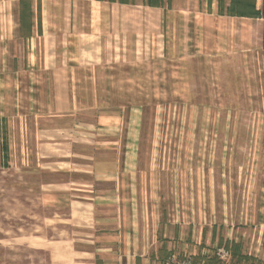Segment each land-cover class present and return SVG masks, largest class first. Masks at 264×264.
<instances>
[{
    "label": "crops",
    "instance_id": "obj_1",
    "mask_svg": "<svg viewBox=\"0 0 264 264\" xmlns=\"http://www.w3.org/2000/svg\"><path fill=\"white\" fill-rule=\"evenodd\" d=\"M219 1L164 0L151 6L147 0H89L94 15L88 22L94 27L105 24L110 19L102 15L106 8L155 9L163 14L159 36L165 47L166 10L177 9L191 14L189 23L196 24L195 29L204 19L219 30L221 24L236 23L241 29L257 21L263 48V18L220 14ZM43 2L44 40L37 16L32 17L33 34L24 40L20 0H0V125L11 143L14 137L22 139L21 153L31 154L22 161L28 165L23 168L51 175L39 196L54 210L52 222L58 230L49 241L50 264H162L172 254L217 263L220 249L229 251L232 264H264V222L253 227L247 210L235 219L228 206L219 210L202 205L200 194L186 196L180 189L166 193L162 168L140 166L138 103L126 106L116 98L102 102L97 90L108 86L107 80L97 82L94 65L86 61L92 59L89 49L98 34L72 28L81 23V18L70 16L74 0ZM229 3L224 0V8ZM256 7L262 9L264 0H256ZM61 9L69 15H59ZM65 25L71 27L60 32L59 26ZM220 33L232 38L235 32ZM38 38L47 41L44 50ZM84 62L89 63L88 80L78 75ZM66 69L70 74L61 75Z\"/></svg>",
    "mask_w": 264,
    "mask_h": 264
},
{
    "label": "rangeland",
    "instance_id": "obj_2",
    "mask_svg": "<svg viewBox=\"0 0 264 264\" xmlns=\"http://www.w3.org/2000/svg\"><path fill=\"white\" fill-rule=\"evenodd\" d=\"M43 1L37 0L33 9L31 0L32 17H42ZM74 1L70 16L81 23L72 28L99 36L92 50L87 47L93 56L86 61L94 65L97 82L107 80L108 86L97 90L102 102L116 98L126 106L137 102L140 108V166L162 168L166 193L180 189L186 196L200 194L202 205L228 206L235 219L247 210L253 227L264 222V49L258 22L241 29L236 23L218 25L224 33L233 29L229 38L206 19L195 29L191 14L166 10L164 47L162 12L106 8L102 15L111 21L95 28L88 22L94 15L89 0ZM59 27L63 32L71 26ZM99 27L101 31L95 30ZM38 33L43 35L42 25ZM38 40L44 50L47 41ZM87 62L78 74L84 80L89 77ZM67 71L61 75L68 76ZM1 129L0 264H50L49 241L58 230L54 210L39 196L51 175L23 168L31 154L21 153L22 139L14 137L11 143Z\"/></svg>",
    "mask_w": 264,
    "mask_h": 264
},
{
    "label": "trees",
    "instance_id": "obj_3",
    "mask_svg": "<svg viewBox=\"0 0 264 264\" xmlns=\"http://www.w3.org/2000/svg\"><path fill=\"white\" fill-rule=\"evenodd\" d=\"M114 1V0H110ZM120 2H129V0H119ZM210 2V1H209ZM151 6H160L164 0H147ZM31 0H20V35L24 38L32 34V12ZM220 14L239 17L263 18L264 7L259 10L256 7V0H230L229 6L224 9V0H220ZM38 29H41V17L38 16ZM263 48H264V31H263Z\"/></svg>",
    "mask_w": 264,
    "mask_h": 264
},
{
    "label": "built area",
    "instance_id": "obj_4",
    "mask_svg": "<svg viewBox=\"0 0 264 264\" xmlns=\"http://www.w3.org/2000/svg\"><path fill=\"white\" fill-rule=\"evenodd\" d=\"M217 254L220 258V261L217 263H209L203 260L196 261L192 258V256L180 257L177 254H172L162 264H232L228 250L220 249Z\"/></svg>",
    "mask_w": 264,
    "mask_h": 264
}]
</instances>
